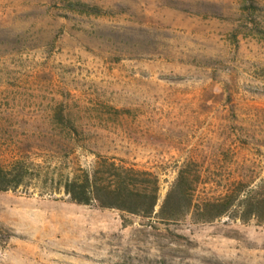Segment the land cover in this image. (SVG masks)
<instances>
[{
    "label": "rangeland",
    "instance_id": "374dc122",
    "mask_svg": "<svg viewBox=\"0 0 264 264\" xmlns=\"http://www.w3.org/2000/svg\"><path fill=\"white\" fill-rule=\"evenodd\" d=\"M82 1L111 13L0 0V166L22 180L0 191V264H264V222L196 215L264 178V38L243 14L264 0ZM95 152L153 171L156 213L187 167L188 215L71 201L60 171Z\"/></svg>",
    "mask_w": 264,
    "mask_h": 264
},
{
    "label": "trees",
    "instance_id": "16d2710c",
    "mask_svg": "<svg viewBox=\"0 0 264 264\" xmlns=\"http://www.w3.org/2000/svg\"><path fill=\"white\" fill-rule=\"evenodd\" d=\"M63 1L67 7L79 13L95 15L111 13L82 0ZM244 7V16L254 24L257 33L264 38V7L255 2ZM60 121L70 133L65 141L75 143L77 141L75 136L79 133L75 123L68 118H61ZM19 175V169L16 173H11L0 166V191L17 188L22 181L18 178ZM52 179L55 180V176ZM57 179L60 188L73 202L116 209L140 217L149 218L157 214L168 220L188 215V210L195 203L194 192L199 184L198 178L191 179L187 167L180 168L159 212L156 213L159 202V177L153 171L142 169L124 159L95 152L89 162L61 169ZM181 206H186L187 210L180 214L177 209ZM197 206L196 215L202 221H212L230 213V216L242 222L256 220L262 223L264 178L254 186L242 179L237 180L219 196L204 199Z\"/></svg>",
    "mask_w": 264,
    "mask_h": 264
}]
</instances>
